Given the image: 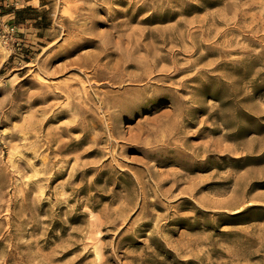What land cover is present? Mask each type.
Listing matches in <instances>:
<instances>
[{
  "label": "rangeland",
  "instance_id": "obj_1",
  "mask_svg": "<svg viewBox=\"0 0 264 264\" xmlns=\"http://www.w3.org/2000/svg\"><path fill=\"white\" fill-rule=\"evenodd\" d=\"M0 264H264V0H0Z\"/></svg>",
  "mask_w": 264,
  "mask_h": 264
}]
</instances>
